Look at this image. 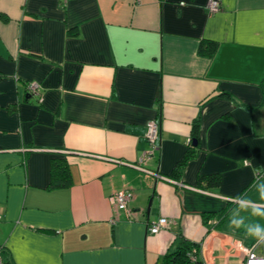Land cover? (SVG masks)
<instances>
[{
    "label": "crops",
    "instance_id": "crops-1",
    "mask_svg": "<svg viewBox=\"0 0 264 264\" xmlns=\"http://www.w3.org/2000/svg\"><path fill=\"white\" fill-rule=\"evenodd\" d=\"M209 1L0 0L5 262L161 264L183 238L202 264H244L236 245L256 240L229 216L264 177V0ZM54 157L71 178L49 188ZM213 174L218 185L198 186ZM122 190L128 211L112 201Z\"/></svg>",
    "mask_w": 264,
    "mask_h": 264
},
{
    "label": "built area",
    "instance_id": "built-area-1",
    "mask_svg": "<svg viewBox=\"0 0 264 264\" xmlns=\"http://www.w3.org/2000/svg\"><path fill=\"white\" fill-rule=\"evenodd\" d=\"M209 11L216 12L220 9V5L217 0H210L208 3ZM26 88L28 93L34 96L39 95V85L36 82H27ZM159 136V128L158 123L152 121L148 124L147 131L145 133V138L149 146V150L145 151L143 157L140 159L142 163H144L148 158H150L152 152L156 148V140ZM137 168L145 171L146 173L159 176L154 171L143 167L142 165H136ZM167 179V178H165ZM174 182V181H173ZM133 200V193L130 190H122L113 195L112 201L115 204L117 210H125L128 211V204ZM115 218L111 219V222H114ZM166 218H159L156 222L151 223L149 226V231L152 234L158 233L161 229H163L167 224ZM237 249L242 251L244 254V264H260L264 263V245L257 244L255 242L250 247H244L241 243H237ZM1 249V248H0ZM0 264H9L5 262L1 255L0 250Z\"/></svg>",
    "mask_w": 264,
    "mask_h": 264
},
{
    "label": "trees",
    "instance_id": "trees-1",
    "mask_svg": "<svg viewBox=\"0 0 264 264\" xmlns=\"http://www.w3.org/2000/svg\"><path fill=\"white\" fill-rule=\"evenodd\" d=\"M217 47V43L213 40H203L198 48V53L205 56H212ZM198 141L196 131L193 133V139ZM198 143V142H197ZM197 146V145H196ZM195 147L191 143L190 148ZM176 168L174 169V171ZM69 165L64 157H54L51 161L49 188L62 187L70 181ZM219 175H201L199 177L198 186H215L219 184ZM2 252L3 248L0 246ZM194 244L186 239H180V243L174 251H168L164 254L161 264H202L198 262Z\"/></svg>",
    "mask_w": 264,
    "mask_h": 264
},
{
    "label": "clouds",
    "instance_id": "clouds-1",
    "mask_svg": "<svg viewBox=\"0 0 264 264\" xmlns=\"http://www.w3.org/2000/svg\"><path fill=\"white\" fill-rule=\"evenodd\" d=\"M245 166H250V161H244ZM255 198L247 194H238L232 198L234 207L230 209V226L236 229L243 228L247 236L254 238L257 244L264 245V177L254 181ZM256 218L249 221L248 218ZM264 264V263H260Z\"/></svg>",
    "mask_w": 264,
    "mask_h": 264
},
{
    "label": "water",
    "instance_id": "water-1",
    "mask_svg": "<svg viewBox=\"0 0 264 264\" xmlns=\"http://www.w3.org/2000/svg\"><path fill=\"white\" fill-rule=\"evenodd\" d=\"M29 95H31L30 93H29ZM192 143H193V145L194 146H196L197 145V141H196V139H194L193 141H192ZM159 175V174H158ZM157 177H160V178H166V177H164V176H162V175H159V176H157ZM149 209H150V203L148 204V209H147V211L149 212Z\"/></svg>",
    "mask_w": 264,
    "mask_h": 264
}]
</instances>
